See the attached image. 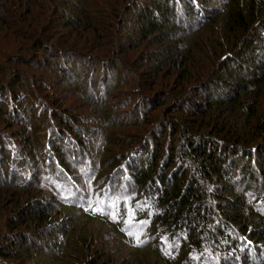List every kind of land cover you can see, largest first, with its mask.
Instances as JSON below:
<instances>
[{
  "label": "trees",
  "instance_id": "obj_1",
  "mask_svg": "<svg viewBox=\"0 0 264 264\" xmlns=\"http://www.w3.org/2000/svg\"><path fill=\"white\" fill-rule=\"evenodd\" d=\"M0 264H264V0H0Z\"/></svg>",
  "mask_w": 264,
  "mask_h": 264
},
{
  "label": "rangeland",
  "instance_id": "obj_2",
  "mask_svg": "<svg viewBox=\"0 0 264 264\" xmlns=\"http://www.w3.org/2000/svg\"><path fill=\"white\" fill-rule=\"evenodd\" d=\"M124 36H126V34L124 35ZM142 68H145V66L144 67H139L138 68V71L137 72H141V71H143V69ZM109 72V71H108ZM141 77V76H140ZM130 82V84H131V86H136L137 87V85H138V83H137V80L136 81H129ZM115 92H118V91H115ZM121 95V93H116V95H115V98L114 99H111V100H107V102H109V104H111V105H113L114 104V102H118L119 103V101L121 102L122 100L124 101V97L123 98H120L119 96ZM74 100H75V97H74ZM122 101V102H123ZM78 105V107H79V109L78 110H86L87 112L88 111H90L91 109H93V108H91V107H89V108H87V105H84L81 101H78V102H76V106ZM107 105H108V103H107ZM77 107V108H78ZM105 107H107V106H105ZM104 107V108H105ZM80 108H82V109H80ZM103 111V112H102ZM116 112V114H117V111H115ZM86 114V116H88L92 121H94L95 122V120H98V119H100L101 117L102 118H104V117H107V114H108V111H106V108L104 109V110H102V108H95V109H93V112H91V114H87V113H85ZM88 226L89 227H96V225L95 224H93V222H88ZM102 232V231H101ZM104 233H106V230H104L103 231V234ZM109 244V250H112V249H114V248H116V246H114L113 244H111V243H108Z\"/></svg>",
  "mask_w": 264,
  "mask_h": 264
},
{
  "label": "snow or ice",
  "instance_id": "obj_3",
  "mask_svg": "<svg viewBox=\"0 0 264 264\" xmlns=\"http://www.w3.org/2000/svg\"><path fill=\"white\" fill-rule=\"evenodd\" d=\"M92 210H93V211H97V209H95V208H94V209H92ZM100 210L102 211V209H100Z\"/></svg>",
  "mask_w": 264,
  "mask_h": 264
}]
</instances>
